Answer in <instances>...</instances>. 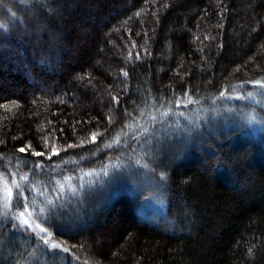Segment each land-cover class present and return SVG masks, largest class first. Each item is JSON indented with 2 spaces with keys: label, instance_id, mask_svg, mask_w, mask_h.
<instances>
[{
  "label": "trees",
  "instance_id": "1",
  "mask_svg": "<svg viewBox=\"0 0 264 264\" xmlns=\"http://www.w3.org/2000/svg\"><path fill=\"white\" fill-rule=\"evenodd\" d=\"M256 81L264 0H0V264H264Z\"/></svg>",
  "mask_w": 264,
  "mask_h": 264
},
{
  "label": "snow or ice",
  "instance_id": "2",
  "mask_svg": "<svg viewBox=\"0 0 264 264\" xmlns=\"http://www.w3.org/2000/svg\"><path fill=\"white\" fill-rule=\"evenodd\" d=\"M125 75H127V73H125ZM255 83L260 85V86H262V87H264V83H262L261 81H256ZM249 95H251V94H249ZM113 99L115 100L117 98L114 97ZM92 139H93V141H95V139H96L95 135H93ZM116 142L119 143L118 140ZM109 146H111V145H109ZM28 147H30V146H28ZM18 151L20 153H25L27 151V148L26 147H21V148L18 149ZM54 154H58V153H54ZM33 155L43 156L44 153H42V152H34ZM36 167H41V166L39 164H37ZM21 179L27 180V176H23V177H21ZM13 183H15V181ZM16 187H17L16 200H17V203L19 204V206L24 208V212H21L19 214V216L15 217L17 222L14 223L12 226L14 228L27 231L29 229H32V224H30L29 219H21V218L25 216V213H27L28 216L32 215V212L28 211L29 203H31V202L28 201L27 197L23 196L22 191H20V186L18 184L16 185ZM41 194H43V193H41ZM9 195H10V192H9ZM49 203H51V202H49ZM33 212H38V215H37V219H38L39 218V214H42L44 212V209L41 208V209L37 210V209L33 208ZM40 231L42 233H44L43 235L39 236L40 241L44 245H46V246H48V247H50L52 249H60L61 248V245L59 243L52 242L51 234L48 233L47 230L41 229ZM62 250L64 252L69 251V249L67 247H64Z\"/></svg>",
  "mask_w": 264,
  "mask_h": 264
},
{
  "label": "rangeland",
  "instance_id": "3",
  "mask_svg": "<svg viewBox=\"0 0 264 264\" xmlns=\"http://www.w3.org/2000/svg\"><path fill=\"white\" fill-rule=\"evenodd\" d=\"M24 58H25V56H20V58H17V59H20V62L22 63L23 62V65L22 66H24L25 67V65L26 64H24ZM14 60L16 59V58H13ZM16 61H18V60H16ZM249 94H251V95H249ZM241 96H242V94H241ZM256 96H257V94L256 93H254V92H248L247 93V97H248V99H249V101L248 102H250V103H253L254 101H256ZM233 97H236V96H231L230 98H233ZM240 96H238L237 98H239ZM246 97H244V99H245ZM245 113V112H244ZM257 117H258V115H257V113L256 112H254V111H248L247 112V115H246V119L248 120V122H250V123H256L257 122ZM3 191H5V192H3ZM9 192H10V195H9ZM2 197L3 198H5L6 199V203H9L10 204V200H11V198H12V192H11V188H10V185H6L4 188H3V190H2ZM22 212V211H21ZM20 211H19V213H18V215L17 216H19V214L21 213ZM16 216V217H17ZM21 219H29V222H30V224H32V229H37L36 227H34V224L32 223V221H31V219L29 218V217H27V214L25 213V216L24 217H22ZM17 222V221H16ZM38 258V257H37ZM36 258V259H37ZM39 262V264H43V262H41V261H38ZM60 261H58V263H59ZM61 263V262H60Z\"/></svg>",
  "mask_w": 264,
  "mask_h": 264
},
{
  "label": "bare ground",
  "instance_id": "4",
  "mask_svg": "<svg viewBox=\"0 0 264 264\" xmlns=\"http://www.w3.org/2000/svg\"><path fill=\"white\" fill-rule=\"evenodd\" d=\"M259 100V99H258ZM15 173V172H14ZM4 176V175H3ZM20 176H22V175H20ZM6 177V176H5ZM14 178V177H13ZM20 178V177H19ZM9 180V179H8ZM11 182V181H10ZM12 184V183H11ZM3 185V184H2ZM7 185V184H6ZM3 192H5V191H3ZM9 209V208H8ZM19 210V209H18ZM28 216V215H27ZM13 218H15V217H13ZM14 222V221H13ZM39 232V231H38ZM36 236V235H35ZM39 239V238H38ZM57 250V249H56ZM50 253V252H49ZM18 257V256H17ZM22 258V257H21Z\"/></svg>",
  "mask_w": 264,
  "mask_h": 264
}]
</instances>
